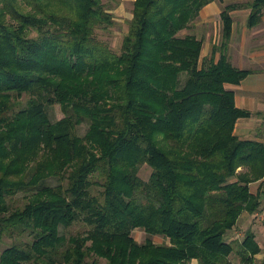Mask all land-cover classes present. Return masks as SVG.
<instances>
[{
    "label": "trees",
    "instance_id": "16d2710c",
    "mask_svg": "<svg viewBox=\"0 0 264 264\" xmlns=\"http://www.w3.org/2000/svg\"><path fill=\"white\" fill-rule=\"evenodd\" d=\"M211 1L133 0L117 52L98 35L115 24L105 0H0V228L26 237L0 264L256 263L254 231L229 241L261 207L264 142L235 133L252 112L227 84L253 70L228 50L232 11L249 8L253 28L264 0H219L221 39L202 58L204 40L180 33Z\"/></svg>",
    "mask_w": 264,
    "mask_h": 264
},
{
    "label": "crops",
    "instance_id": "0c3cea01",
    "mask_svg": "<svg viewBox=\"0 0 264 264\" xmlns=\"http://www.w3.org/2000/svg\"><path fill=\"white\" fill-rule=\"evenodd\" d=\"M244 0H224L225 4L241 2ZM222 4L219 0H212L202 9L201 16L190 28L191 33L204 40L202 58L211 57L215 44L220 42L222 34L221 21ZM249 8H241L232 11L234 17L233 35L228 50L230 61L239 68L252 69L240 84H227V88L236 93L238 107L251 111L249 117H242L237 121L235 133L241 139H253L264 142V17L263 21L250 28L248 25ZM239 17L243 19L238 20ZM197 31V32H196ZM220 53L216 54L218 60ZM263 179L250 184L254 194L259 192ZM264 217V196L258 210ZM259 215V213L257 212ZM254 214L244 213L239 224L243 226L253 222ZM264 219V218H263ZM264 226V224H263ZM256 232L255 228H251ZM233 232L230 234L229 241ZM263 253V251H262ZM261 253V254H262ZM198 264V261H195Z\"/></svg>",
    "mask_w": 264,
    "mask_h": 264
},
{
    "label": "rangeland",
    "instance_id": "374dc122",
    "mask_svg": "<svg viewBox=\"0 0 264 264\" xmlns=\"http://www.w3.org/2000/svg\"><path fill=\"white\" fill-rule=\"evenodd\" d=\"M105 1L112 8V12H113L114 18H115V24H113L112 26H109L105 29H99L98 35L101 39L107 41L114 51L119 52L121 50V47H122L123 38L128 33V30H129V25H130L129 20L132 19V17H133V12H132L133 11V0H105ZM245 1H249V0H244L241 2H245ZM242 19H243L242 17L238 18L239 21H241ZM191 32H193V31H191L190 29H186V30L182 31L180 33V35L184 36V35L189 34ZM64 116H65V114L63 113L61 106L56 105L53 108L52 117L54 119H60V118H63ZM87 129H88V124H84L79 128V133L81 135H84L86 133ZM152 171H153V169L151 166H149L147 164H143L140 166L139 174L143 179L148 180L152 174ZM25 195H26V193L21 191L14 198H16L17 200H23ZM257 212L259 213V215L257 214ZM244 213H248V212H244ZM250 214H252V215L254 214L253 222L251 224L248 223L245 226H244V224H243V226L238 224L233 229V235L234 236H232V238H235L234 240H242L245 237V234L248 230H252L251 228H255L256 232H257L256 238H257L258 242L260 243V245L262 247V251H263L262 254L258 255V259H257L255 264H260V261L264 257V226H263V224H264L263 218L264 217L262 216V214L259 211H256V212L250 213ZM84 230H85L84 225L80 224L79 222H77L75 225H73L69 228H66V227L61 228L62 233L65 234L67 237H69L71 235H76L78 232L82 233ZM133 235L140 242L145 241V239L147 238L146 232L142 229H135L133 231ZM0 236H2V243L0 244V253L5 248L13 245L15 242H17V241L19 242L21 240L26 239V237H21L16 233L15 234L14 233L9 234V233L5 232V233L1 234V228H0ZM155 240L158 243L167 242L163 237H159V236L155 237ZM232 259L235 260V263L238 264L239 257L236 254L232 255ZM195 261L196 260L192 261L191 264H197ZM103 262H105V261H103Z\"/></svg>",
    "mask_w": 264,
    "mask_h": 264
}]
</instances>
